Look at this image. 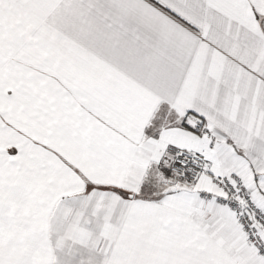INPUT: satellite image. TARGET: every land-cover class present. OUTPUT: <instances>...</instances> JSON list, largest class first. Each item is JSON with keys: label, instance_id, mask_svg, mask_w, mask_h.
<instances>
[{"label": "snow or ice", "instance_id": "6c2138e0", "mask_svg": "<svg viewBox=\"0 0 264 264\" xmlns=\"http://www.w3.org/2000/svg\"><path fill=\"white\" fill-rule=\"evenodd\" d=\"M0 264H264V0H0Z\"/></svg>", "mask_w": 264, "mask_h": 264}]
</instances>
